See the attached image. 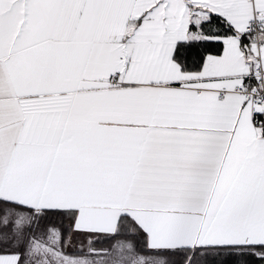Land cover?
<instances>
[{"label": "snow or ice", "instance_id": "6c2138e0", "mask_svg": "<svg viewBox=\"0 0 264 264\" xmlns=\"http://www.w3.org/2000/svg\"><path fill=\"white\" fill-rule=\"evenodd\" d=\"M0 264H264V0H0Z\"/></svg>", "mask_w": 264, "mask_h": 264}, {"label": "trees", "instance_id": "16d2710c", "mask_svg": "<svg viewBox=\"0 0 264 264\" xmlns=\"http://www.w3.org/2000/svg\"><path fill=\"white\" fill-rule=\"evenodd\" d=\"M99 247V246H98Z\"/></svg>", "mask_w": 264, "mask_h": 264}]
</instances>
